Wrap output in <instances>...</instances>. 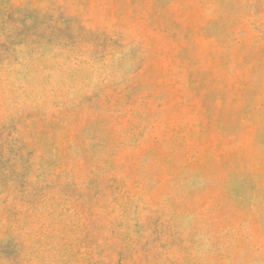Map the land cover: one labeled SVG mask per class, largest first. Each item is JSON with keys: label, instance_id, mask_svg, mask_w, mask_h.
I'll use <instances>...</instances> for the list:
<instances>
[{"label": "rangeland", "instance_id": "1", "mask_svg": "<svg viewBox=\"0 0 264 264\" xmlns=\"http://www.w3.org/2000/svg\"><path fill=\"white\" fill-rule=\"evenodd\" d=\"M0 264H264V0H0Z\"/></svg>", "mask_w": 264, "mask_h": 264}]
</instances>
